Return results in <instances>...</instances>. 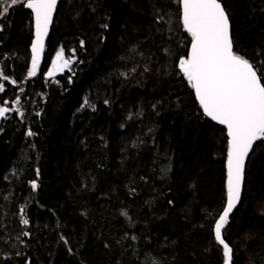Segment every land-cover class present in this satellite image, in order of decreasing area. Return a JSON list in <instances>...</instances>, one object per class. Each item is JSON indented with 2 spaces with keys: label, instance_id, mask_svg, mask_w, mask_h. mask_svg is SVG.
<instances>
[{
  "label": "trees",
  "instance_id": "1",
  "mask_svg": "<svg viewBox=\"0 0 264 264\" xmlns=\"http://www.w3.org/2000/svg\"><path fill=\"white\" fill-rule=\"evenodd\" d=\"M222 3L236 49L258 61L264 0ZM180 15L179 0H61L34 77L32 14L0 18V107L23 112L0 120V264H222L228 138L176 66L190 47ZM61 47L75 62L49 78ZM262 213L256 142L223 229L234 264H264Z\"/></svg>",
  "mask_w": 264,
  "mask_h": 264
},
{
  "label": "snow or ice",
  "instance_id": "2",
  "mask_svg": "<svg viewBox=\"0 0 264 264\" xmlns=\"http://www.w3.org/2000/svg\"><path fill=\"white\" fill-rule=\"evenodd\" d=\"M57 4L58 0H0V18L8 15L16 6L29 9L34 17L35 38L31 43L28 77L36 76L40 67L45 38ZM179 4L182 29L190 37V47L185 55L178 58L176 66L194 91L203 115L224 126L228 138L226 203L215 219L213 232L214 240L221 247L222 264H234V248L224 238L223 229L241 202L246 161L254 144L264 143V53H258L261 59L252 61L236 49L229 13L222 0H179ZM74 56L75 50L66 57L65 49L61 47L51 61L47 77H54L65 69L71 70ZM0 78L5 81L9 79L3 71H0ZM11 83L15 85L17 82L12 80ZM4 91L5 85L0 83V93ZM20 91L23 92V89ZM4 103L7 104L6 101ZM20 103L18 96L15 104L19 106ZM84 103H88L87 99ZM9 111L19 112L23 116L19 107L10 109L2 106L0 118H4ZM28 135L34 133L29 131ZM31 186L33 189L38 187L35 181ZM24 212L25 209L21 208V223L28 225L29 220L24 218ZM122 214L127 216V212ZM22 235L28 236L29 233L25 231ZM61 240L65 245L69 244L65 237L61 236Z\"/></svg>",
  "mask_w": 264,
  "mask_h": 264
},
{
  "label": "water",
  "instance_id": "3",
  "mask_svg": "<svg viewBox=\"0 0 264 264\" xmlns=\"http://www.w3.org/2000/svg\"><path fill=\"white\" fill-rule=\"evenodd\" d=\"M60 1L61 0H58V4H57V9H56V11L53 13V21H52V24L50 25V27H49V33H48V36L45 38V50H44V55H43V57H42V60H41V63H43V61H44V59H45V54H46V46H47V43H48V40H49V37H50V34H51V32H52V28H53V26H54V22H55V18H56V13H57V10H58V6H59V4H60ZM26 9V8H25ZM27 11H29V12H31L29 9H26ZM33 17V16H32ZM229 19H230V17H229ZM230 24H231V32H232V23H231V20H230ZM33 31H34V33H35V25H34V17H33ZM34 38H35V35H34ZM34 38H33V40H34ZM40 63V64H41ZM210 119V118H209ZM216 123V122H215ZM217 124V123H216ZM217 125H219V124H217ZM219 126H222V125H219ZM222 127H224V126H222ZM243 190H244V187H243ZM242 195H243V192H242ZM240 204V203H239ZM238 204V205H239ZM238 205H237V207H238ZM236 207V208H237ZM236 208L234 209V211L236 210ZM234 211H233V213H234ZM233 213L230 215V217L233 215Z\"/></svg>",
  "mask_w": 264,
  "mask_h": 264
},
{
  "label": "flooded vegetation",
  "instance_id": "4",
  "mask_svg": "<svg viewBox=\"0 0 264 264\" xmlns=\"http://www.w3.org/2000/svg\"><path fill=\"white\" fill-rule=\"evenodd\" d=\"M0 83H2V81H0ZM3 84H4V83H3ZM4 85H5V84H4ZM4 102H5V101H4ZM6 102H7V104H9L8 101H6ZM7 114H9V112H7L6 115H7ZM0 120H1V118H0Z\"/></svg>",
  "mask_w": 264,
  "mask_h": 264
},
{
  "label": "bare ground",
  "instance_id": "5",
  "mask_svg": "<svg viewBox=\"0 0 264 264\" xmlns=\"http://www.w3.org/2000/svg\"><path fill=\"white\" fill-rule=\"evenodd\" d=\"M8 103H9V101H8ZM10 109H12V107H9ZM12 111H10L9 112V114L11 113ZM13 114V113H12ZM12 114H10V115H12ZM6 116V115H5ZM222 127V126H221ZM224 128V127H223ZM30 131V130H29Z\"/></svg>",
  "mask_w": 264,
  "mask_h": 264
}]
</instances>
